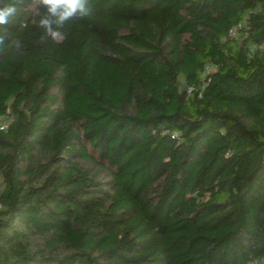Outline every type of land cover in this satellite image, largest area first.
I'll return each instance as SVG.
<instances>
[{
	"label": "trees",
	"instance_id": "trees-1",
	"mask_svg": "<svg viewBox=\"0 0 264 264\" xmlns=\"http://www.w3.org/2000/svg\"><path fill=\"white\" fill-rule=\"evenodd\" d=\"M90 2L0 25V264H264V0Z\"/></svg>",
	"mask_w": 264,
	"mask_h": 264
},
{
	"label": "clouds",
	"instance_id": "clouds-1",
	"mask_svg": "<svg viewBox=\"0 0 264 264\" xmlns=\"http://www.w3.org/2000/svg\"><path fill=\"white\" fill-rule=\"evenodd\" d=\"M2 2V0H0ZM25 0H13L11 5L0 8V25L8 23L6 19L14 16ZM30 8L38 16L36 27L43 30L41 41L51 39L59 41L66 35L64 29L71 22L88 17L92 13L90 0H30ZM4 37L0 36V45Z\"/></svg>",
	"mask_w": 264,
	"mask_h": 264
},
{
	"label": "built area",
	"instance_id": "built-area-1",
	"mask_svg": "<svg viewBox=\"0 0 264 264\" xmlns=\"http://www.w3.org/2000/svg\"><path fill=\"white\" fill-rule=\"evenodd\" d=\"M7 128V125L0 119V130H5Z\"/></svg>",
	"mask_w": 264,
	"mask_h": 264
},
{
	"label": "rangeland",
	"instance_id": "rangeland-1",
	"mask_svg": "<svg viewBox=\"0 0 264 264\" xmlns=\"http://www.w3.org/2000/svg\"><path fill=\"white\" fill-rule=\"evenodd\" d=\"M5 123V122H4Z\"/></svg>",
	"mask_w": 264,
	"mask_h": 264
}]
</instances>
